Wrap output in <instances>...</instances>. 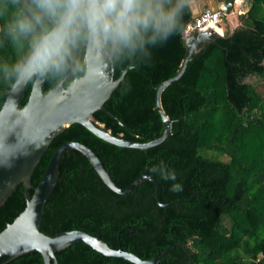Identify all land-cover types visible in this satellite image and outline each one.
I'll list each match as a JSON object with an SVG mask.
<instances>
[{"label": "trees", "instance_id": "obj_1", "mask_svg": "<svg viewBox=\"0 0 264 264\" xmlns=\"http://www.w3.org/2000/svg\"><path fill=\"white\" fill-rule=\"evenodd\" d=\"M248 2V9L239 15L241 24L196 53L183 76L163 91V107L173 120L169 138L147 150L123 147L75 122L54 137L29 189L33 193L60 145L79 141L99 155L119 186H128L146 172L162 181V203L195 193L193 199L162 206L150 180L119 194L104 183L81 151L71 149L59 164L62 180L46 204L43 232L86 230L100 234L113 248L145 259L168 251L159 264H264V0ZM6 18L0 17V60L16 55L3 35ZM194 19L190 4L182 31L152 48L150 59L129 68L105 102L118 119L103 110L95 112L106 128L135 141L153 140L163 133L156 88L177 73L187 50L183 32ZM127 67L115 64V78ZM56 84L45 82L44 91ZM31 89L25 88L21 106ZM7 92L0 80V109ZM161 162L176 172L175 182L152 171ZM173 183H180L183 190L170 191ZM26 201L19 183L0 204V231L24 210ZM56 256L58 264H136L107 256L85 242L57 251ZM6 264L45 262L40 252L31 251Z\"/></svg>", "mask_w": 264, "mask_h": 264}, {"label": "water", "instance_id": "obj_2", "mask_svg": "<svg viewBox=\"0 0 264 264\" xmlns=\"http://www.w3.org/2000/svg\"><path fill=\"white\" fill-rule=\"evenodd\" d=\"M233 5L234 0H223L219 8L224 14H230ZM220 36L222 34L215 29L204 31L195 29L185 37L187 50L177 73L161 82L156 88V106L164 122V131L153 140L135 141L115 134L95 116L96 111L103 110L117 118L105 106V102L124 81L130 67L124 69L121 75L115 78V64H109L101 77L91 81L74 77L65 87L64 82L72 77L69 76L47 92L44 91L45 82H43L38 87H32L28 101L23 106L20 102L26 87L14 95V103L9 99L11 94L8 90L0 109V145H3V151L0 153V204L19 183H23L27 203L24 210L0 231V264H6L17 256L31 251L40 252L45 264H58L56 252L76 242H85L107 256L123 257L136 264H159L160 258L168 251H164L155 259H145L131 251L113 248L101 238L100 234L86 230L71 229L57 231L54 234H47L41 230L48 199L58 182L62 180L58 170L62 158L71 149L81 151L104 183L119 194L134 191L144 180H150L156 185L157 200L162 206L189 201L193 199L195 193L188 199L162 203V181L146 172L128 186L121 187L112 178L99 155L79 141H68L58 147L51 156L40 181L34 187L33 193L29 191L33 188L32 175L54 137L75 122L85 125L100 138L118 146L147 150L149 147L163 143L173 134V120L162 104L163 91L183 76L189 61L196 53ZM6 158L7 164L4 163ZM177 244L179 241L175 238V245Z\"/></svg>", "mask_w": 264, "mask_h": 264}, {"label": "clouds", "instance_id": "obj_3", "mask_svg": "<svg viewBox=\"0 0 264 264\" xmlns=\"http://www.w3.org/2000/svg\"><path fill=\"white\" fill-rule=\"evenodd\" d=\"M190 2L0 0V17H7L3 35L16 53L12 60H0V80L10 101L27 86L59 83L69 76L91 81L104 75L109 64L127 63L131 68L138 60L150 59L152 48L182 31ZM152 171L166 180L177 179L163 162ZM182 190L180 183L170 188Z\"/></svg>", "mask_w": 264, "mask_h": 264}, {"label": "built area", "instance_id": "obj_4", "mask_svg": "<svg viewBox=\"0 0 264 264\" xmlns=\"http://www.w3.org/2000/svg\"><path fill=\"white\" fill-rule=\"evenodd\" d=\"M249 4L248 0H234V5L231 13L242 14L246 11V7ZM225 15L223 11L219 9L205 8L199 12L194 21L189 23L185 28L183 35L184 37L189 36L195 29L199 31L204 30H217L220 27L222 16ZM218 31V30H217Z\"/></svg>", "mask_w": 264, "mask_h": 264}, {"label": "crops", "instance_id": "obj_5", "mask_svg": "<svg viewBox=\"0 0 264 264\" xmlns=\"http://www.w3.org/2000/svg\"><path fill=\"white\" fill-rule=\"evenodd\" d=\"M223 1L220 0H191L190 4L193 10L194 15L196 16L199 12H201L205 8H212V9H219ZM248 8L246 7V10ZM228 20V23L224 27H220L221 34L224 35L225 30L230 29L234 30L237 26L241 24L239 20V13H230L225 14ZM235 16L231 19L228 18L229 16Z\"/></svg>", "mask_w": 264, "mask_h": 264}, {"label": "rangeland", "instance_id": "obj_6", "mask_svg": "<svg viewBox=\"0 0 264 264\" xmlns=\"http://www.w3.org/2000/svg\"><path fill=\"white\" fill-rule=\"evenodd\" d=\"M232 17H235V16H229L228 18H232ZM228 23V20H227V18H226V15H223L222 16V21L220 22V26H222V27H224L226 24Z\"/></svg>", "mask_w": 264, "mask_h": 264}, {"label": "bare ground", "instance_id": "obj_7", "mask_svg": "<svg viewBox=\"0 0 264 264\" xmlns=\"http://www.w3.org/2000/svg\"><path fill=\"white\" fill-rule=\"evenodd\" d=\"M220 27H221V26H220ZM220 27H218V28H217V30H218L219 32H221V30H219V29H220Z\"/></svg>", "mask_w": 264, "mask_h": 264}]
</instances>
